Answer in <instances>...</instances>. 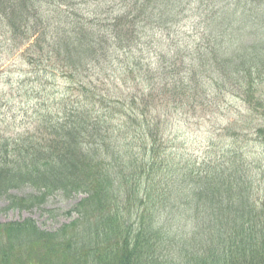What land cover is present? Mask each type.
I'll return each instance as SVG.
<instances>
[{
    "label": "trees",
    "instance_id": "16d2710c",
    "mask_svg": "<svg viewBox=\"0 0 264 264\" xmlns=\"http://www.w3.org/2000/svg\"><path fill=\"white\" fill-rule=\"evenodd\" d=\"M2 63L18 88L0 105L38 108L0 131V213L82 197L53 230L0 223V264H264V151L198 158L169 136L222 93L264 150V0H0Z\"/></svg>",
    "mask_w": 264,
    "mask_h": 264
},
{
    "label": "rangeland",
    "instance_id": "374dc122",
    "mask_svg": "<svg viewBox=\"0 0 264 264\" xmlns=\"http://www.w3.org/2000/svg\"><path fill=\"white\" fill-rule=\"evenodd\" d=\"M10 61L9 59V68H5L6 72L10 71L9 74L13 73L12 78H16L15 70L19 66V61L16 60V67H13L14 64H10ZM6 64L3 65L2 63L0 70ZM7 77L8 75L6 74L0 76V91L6 92L7 96L16 95L18 87L16 84H9ZM1 94L3 93L0 92V97ZM224 97L222 93H207L194 103L195 107L188 105L175 111L169 129V136L175 139V144L189 153H193V156H198V158H202L208 152L211 154L213 150H218L222 146L228 150L241 146L244 142H253L255 147H251L252 151H256L259 154L264 151L259 144L256 145L254 136L246 129V124L244 123L247 118L242 116L244 115L245 105L233 96L225 99ZM15 99L16 101L12 103L13 106L11 108H8V105L11 104L10 102L1 101L0 131L4 134H9L13 128H25L28 126L30 129L29 123L34 116V110L38 108L33 104L34 101L27 100L21 103L19 102L21 99ZM213 102L218 103V106L211 105ZM13 115H16L14 121ZM233 121L235 123L232 124L231 130L223 129V127ZM244 134L245 137H243ZM262 159L264 161V154ZM14 192L20 195L30 192L35 193L30 187H24ZM81 197L82 195L77 194L67 198L60 192H56L50 195L39 207H34L31 210L10 209L0 213V223L30 217L36 221L41 229L53 230L76 217L73 212L67 215L66 211L70 210ZM5 204L6 201L0 199V206L2 207Z\"/></svg>",
    "mask_w": 264,
    "mask_h": 264
}]
</instances>
